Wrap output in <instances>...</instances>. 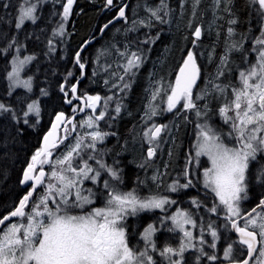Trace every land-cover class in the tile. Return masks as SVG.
<instances>
[{"label":"snow or ice","instance_id":"6c2138e0","mask_svg":"<svg viewBox=\"0 0 264 264\" xmlns=\"http://www.w3.org/2000/svg\"><path fill=\"white\" fill-rule=\"evenodd\" d=\"M74 0H67L63 6V18L67 20L71 13ZM261 9H264V0H258ZM108 6L113 5V0H106ZM8 5H4L7 7ZM36 5L32 4L26 8L21 7L20 15L17 18L16 28L19 29L24 21L31 20L35 23L37 17L34 15ZM155 15V13H153ZM125 16L124 9L119 11V17ZM235 23V21H231ZM105 28L108 25H104ZM63 29L61 28V32ZM232 29H229L231 34ZM194 36L198 39L201 31L197 28ZM262 38L256 40V44L264 46V32ZM145 40L144 43H148ZM11 46V45H10ZM257 62L250 65L246 71L239 73L240 85L232 88V98L228 99L225 95L224 106L219 109L225 122H231V127L236 133V145L229 147L225 145L218 134L207 124H197L199 132L197 133V144L195 145V157L207 156L211 167L204 171V187L209 189L218 198L219 204L225 211V219L231 223L232 229L238 234L240 245L247 247L249 258L256 252L257 236L260 237L259 243L262 245L259 256L264 258V222L257 223V219L252 216L256 209L247 216H241L239 201L247 198V179L250 161L256 159L257 153L264 151V47L257 50ZM32 57H26L24 60L13 61L14 67L8 74L11 81L10 88L23 86L31 90V80L20 81V67ZM139 57L136 53L131 54L128 60V68L136 67V60ZM223 62V61H222ZM76 63L80 68L84 64L80 63L79 53H77ZM222 74V73H220ZM71 75V73H69ZM199 76L195 57L190 51L187 58L183 61L175 78V84L171 87V94L167 96V110L171 111L181 104L184 109L196 108L193 101L192 89ZM221 94L225 89L216 86ZM64 91L63 87L61 88ZM72 96L67 99L68 104L73 100H81L85 107L95 111L96 105L101 100L100 96H76L77 88L71 86ZM46 94V93H45ZM65 97L69 96L68 91H64ZM201 97H197L200 99ZM29 113H35L38 117L40 109L36 102L27 105ZM83 109H81L82 111ZM0 111H11L4 104L0 103ZM76 108H73V112ZM120 108H116L118 113ZM232 115H228L229 113ZM155 114V113H153ZM200 115L199 111L196 113ZM104 113L101 112L96 119H103ZM13 118L15 115L13 114ZM64 113L55 116V122L51 130L43 138V147H41L31 157V162L23 172L22 184H28L27 193L19 200L17 206L6 214L0 215V264H156V261L148 253V247L151 246L153 252L158 251L155 244L151 241L152 233L155 231L152 225L144 231L143 239L147 242L144 251L136 252L129 247L124 226L121 221L129 213L135 214L138 210L161 209L167 203H175L167 198H158L149 196L139 198L134 193H120L112 189L108 193V199L105 207L95 208L90 212L74 214L75 208L83 209L85 204L92 203L89 198L91 190H86L88 195H84L81 190L83 180H91L96 183L100 177V171L94 170L87 161L82 166L74 165L73 160L80 156L81 140H77L74 145L68 147V150L57 157L53 162L51 160V149L58 147L62 142L57 136L58 126L65 121ZM38 122V121H37ZM70 122V121H69ZM27 124L28 120L25 119ZM88 127H93L91 118L87 121ZM161 132L160 127L150 128L144 133L149 138V143L155 140ZM107 133L94 131L91 133L92 143L87 147L95 149L96 141H103ZM148 155H154V149L149 148ZM83 159V157H81ZM88 159H93L88 156ZM100 168L105 169L113 178L118 179L117 173L102 161L97 159ZM50 165V172L44 171L43 165ZM39 168V171L37 169ZM94 172V175L89 173ZM261 177H264V169L261 170ZM47 176V180L45 179ZM155 179V178H154ZM192 181L180 187L187 188L191 186ZM40 185L45 186L44 194L38 200H30L33 193ZM105 188H109L108 181H104ZM172 191L175 186H170ZM243 193V196L241 195ZM196 203V201H193ZM257 207L264 209V199L260 200ZM27 209V211H26ZM218 206L213 205L210 209L212 213H217ZM233 217H240L245 220L243 226L233 221ZM13 218H17L13 220ZM175 229L183 233L178 247L165 246L159 250V254L165 257L168 264H183L184 252L188 248L195 247L192 243L193 233L185 229L186 224L196 227L191 217L182 211L171 217ZM264 220V218H262ZM175 229L170 228L169 231ZM213 242L208 246L215 249V241L218 239L217 231L212 230L211 223L208 225ZM204 229L201 227L199 243L205 244L203 239ZM186 238V239H185ZM201 256H207L209 261H216L215 254L205 253L203 247L199 249ZM233 246L229 244L223 251V259L228 264H249L248 259L242 261L233 258ZM177 257V259H172ZM257 264H264V259L258 260Z\"/></svg>","mask_w":264,"mask_h":264},{"label":"rangeland","instance_id":"374dc122","mask_svg":"<svg viewBox=\"0 0 264 264\" xmlns=\"http://www.w3.org/2000/svg\"><path fill=\"white\" fill-rule=\"evenodd\" d=\"M43 1L44 0H42V2ZM76 1L77 0H75L72 5L71 13L68 16L67 20L63 18V13H62V17H61L62 24L60 25L57 31L58 40L68 35L67 33L68 25L75 11V7L77 5L75 4ZM90 1L92 3L97 2L96 0H90ZM216 1L217 0H184L183 1L182 10H181L183 20L185 21L186 19H188V17L190 18V16L193 15L192 19L188 20L187 26L184 28L188 27V29L189 30L191 29L192 31L193 26H196L193 29L192 33H190V36L192 38V43H191V40L188 41L189 37H185L188 41V44L191 43V46L189 47V49H187L186 40L182 38V42L181 44H178L176 52L174 51V49H171L167 53L166 60H165V57L160 59L159 61L160 68L154 74H151L150 77H147L150 80L154 79L152 80L153 85L150 91V97L149 99L145 98L147 100L143 101L139 108H138L139 105L137 106V110L139 109L140 112H142V116L129 129H127V131H125L123 135H120L114 130H110V128H112L113 126V121H112L113 116L114 118L119 117V115L124 110L122 101L124 102V99L126 97L123 96V92L121 91H123L127 86H129L130 79L133 76L139 74L140 71L143 69V67H145L146 64L148 63V60L150 59L149 49L154 47L153 43H155L156 40L159 38V35H156L159 30L156 33L153 31H155V29L157 30L158 27H160V29L162 30L163 25L167 24L165 25V28H166L165 31H167L166 35H169L170 24H171L170 22H173V20L170 18L171 17L170 11L172 9L169 6L170 4L168 0H142V1L137 2L132 7L130 15L120 24V26L114 29L108 42L100 46L93 55L89 56L90 57L89 63H91V75H90L91 79L89 82L90 86L92 87V89L98 86H101L103 89H105V92L104 94H101L98 92H95V93H90L89 91L88 92H89V95L91 96H97V95L100 96L101 104L99 107L95 108L94 112L92 109H90L87 115L79 121L76 137L71 139L68 142V144H66L65 147L61 149L56 154V156H54V159H53V162H54L57 157H60L62 154H64L68 150V147L71 145H74L76 141L79 139L81 140V145H82L80 149V156L75 157V159L73 160V164L82 166L84 161H87V163L94 170L100 171V177L98 178L96 183H93L91 180H83V183L81 185V190L84 195L85 194L88 195V192L86 190H91V195L89 198L91 199L92 203L85 204L83 206V209H80V208L73 209L72 211L74 212V214H81L82 212L85 213V210H84L85 206H86V212H90L92 209H94V207H90L91 205H93L95 202H98V200L102 203L105 199V202L102 206L103 208L105 207L107 199L109 198V197L107 198L106 196L108 195L109 191H111L112 189H115L116 191L120 192L121 189H124L120 185V183L117 181L116 178H113L112 175H110L105 169L100 168V165L96 163L97 159H99L106 166L112 168L116 173L118 172L114 164H112L110 162L111 160L109 159V155H111L109 153L112 152L110 149L112 146V144L110 143V140L112 138H117L115 139V142L119 141V143L121 139L124 140V138L126 139L130 138L129 140H131L129 145H126V146L125 145L121 146L122 144L120 145V147L123 148V150H121L122 151L121 154L126 153L129 155H132L127 166H124L123 163H119L122 165L121 173L119 174L120 178L124 181L130 180L133 177V175L134 176L135 174L137 175V170L139 171L141 168V171L145 173L140 172L139 177L140 176L144 177V179L147 182L146 181L140 182L141 184L140 187L143 190V191L140 190V193L144 192V194H146L145 192L146 187H147V192L149 193L143 198H147L149 196H155L158 198H167L169 201L170 199L173 200L172 196L175 195L176 192H180L181 190L180 187L178 186L179 180L178 181L174 180L172 183H169V181H167V184L163 183L164 174L166 172V167L168 165V162L164 161L163 159L166 157L168 158L170 157V153L173 150V145H174V140H175V135H174L175 129L172 126L173 125L172 122H175L177 125H179L182 122L184 127L190 126L193 122H195V124H193L194 131L191 132L192 136L194 137V143L192 144L193 146L192 155L194 157H195V152H196L195 145L197 144V133L199 132V129L197 128V124L203 125L204 123H207L216 132V134L220 136L221 141L225 145L229 147L236 145V139H235L236 133L233 131L231 127V122L230 121L227 123L225 122L224 117L221 115L219 109L224 106L225 95L227 96L228 99H231L232 98V88L234 86L238 87L240 85L239 73L241 71H246L250 65H253L257 62V57H258L257 50L264 47L262 45L256 44V40L258 38H262L261 34L262 32H264V9L260 8L258 0H252L253 9L256 11V14L258 17V23L259 22H263V23H260L262 24V26L259 30H257L258 23L256 24V30L258 32H255V33H253V29L249 27L247 29V32L251 34L249 35V34H245L244 32L243 33L240 32V30H238L239 28L237 27L236 23H231V21H236V17L233 16V13L225 12L222 19L219 18V16L217 15V5L215 3ZM32 4L36 5V10L34 12V15L38 19L39 2L32 3V0H26L24 1L22 6L26 8ZM224 4L225 3L223 1L221 3V6H223ZM98 5L102 7L104 5V8H108L109 11L110 10L113 11L116 7L120 6L121 4L120 5L116 4L110 7L106 5V2H105L103 4L101 3ZM192 5H193V9L190 8ZM198 8H200V13L202 12L201 9L211 10L210 13L208 14L209 15L208 19L210 21L207 20L205 22L201 20L200 13L197 10ZM190 9L192 10V12L190 11ZM153 13H155V15H153ZM212 18L214 20H212ZM226 21L231 24L230 28L232 29V32L230 34L229 30L224 31L225 37L221 34L220 42L215 41L216 44L218 43L217 45L218 48L214 49L216 57L208 56V55L203 56V50H202L203 47H205L206 44L210 43L208 42V39H207L208 35L215 33L214 28L215 30H218L219 29L218 26L220 24L222 25L225 24ZM28 22H32V21L26 19L24 21V24L21 26V28ZM177 27H179V24ZM61 28L63 29L62 32H61ZM197 28H199L201 31V36L198 39L194 36V32ZM184 30H186L187 32L189 31L187 29H184ZM132 37L133 39H131ZM145 40H148L149 42L144 43ZM213 43L214 42H212L211 45H213ZM57 45L58 44L56 43V46ZM52 48L55 49V46ZM23 51H24V48L22 46L15 48V55H14V58L12 59L10 72H12L13 70L14 60L16 61V65H19L20 60H24L26 57H32L31 60L27 61L24 65L20 67V72H19L20 81L29 80V79L31 80V90L24 88L22 85L13 87L11 88V90L15 91V90L22 89L30 94H33L34 93L33 80L31 78L25 77V72L27 68L31 66L32 62L34 61V57L32 55L23 53ZM190 51L193 53L195 60L199 64V66L202 69L205 68V71H206V77L204 76L200 85L192 89L193 101L196 104V108H193L190 110L184 109L182 107V104H183V101H182L181 104L176 106V108L172 109L171 111H168L167 110V96L171 94L170 86H174L175 78L178 74L179 68L182 66L183 61L187 58V54ZM132 53H136L139 59L136 60V65H137L136 67L128 68V60L131 58ZM165 53L166 51H164V54ZM216 61L218 62L216 63ZM212 63H214L215 66H217L216 70L214 69L212 70V68H210V65ZM136 78L139 79V76H137ZM8 81L10 85L11 81L9 80V78H8ZM116 84L122 86L121 90L117 91V93H109V91L112 90L114 88V85ZM217 85H219L220 88L225 89L224 94L220 93V91L216 87ZM206 87L208 90H206V93L204 92L203 94L204 88ZM148 89H149V85L146 83L143 90L145 93H147ZM85 92H86V89H85ZM83 95L86 96V93ZM198 96L201 97L200 100H204V97H205L206 100H208L207 102L208 104L200 106L199 99H197ZM33 102H36V104L38 105L40 109L39 116L37 117L35 113H29L28 116L38 118L40 122L41 102L40 100H33L31 103ZM144 104L146 105L144 106ZM214 106H218L219 109L218 108L214 109ZM117 107L120 108V111L118 113L116 112ZM197 111H199L200 113L199 116L196 115ZM101 112L104 113V117L103 119L97 120L96 117ZM6 113H10V111L8 112L0 111V115L6 114ZM232 114L233 113L230 112L228 115H232ZM89 118H91L93 121V127L91 128L88 127V124H87V121L89 120ZM174 119L176 120L173 121ZM158 123L164 124V127H165L164 132L162 136H160V138L152 140L151 143H149V138L146 137L144 133L148 131L150 128H153L154 125L157 126ZM129 130L130 132H128ZM94 131H100L101 133H107L108 135L104 136L102 142L99 140L96 141L95 149H92V148L87 147V145L92 143L91 133ZM189 135L191 136V134H186V132H183L182 138L179 139L177 156H180L181 150H183L187 146ZM148 144L156 150L157 158L155 161H148L145 157V152L148 147L147 146ZM125 147L127 148L124 149ZM88 156H92L93 159L89 160ZM81 157H83V159H81ZM200 158H206L209 163V167H211V163L208 160L207 156H201L196 159L199 160ZM165 162L166 164H164L162 169L159 170L160 169L159 166H161V164ZM252 163H256L257 171L261 172V170L264 169V151L258 152L256 159L254 161H250L249 170L251 168ZM48 169L50 172L51 170L50 165L48 166ZM249 170H248V174H249ZM204 171L205 170H203L201 174L202 187H204V175H203ZM89 175L90 176L94 175V172L89 173ZM104 181H108L109 186H110L109 188H105ZM263 181H264V177H263ZM85 186H86V189H85ZM170 186H175L176 190L172 191ZM189 188L190 187H188L187 189ZM187 189L185 188L182 192L187 191ZM163 190H165L164 193H167L166 194L167 196H162ZM44 191H45V186L43 185L40 188V192L36 196L35 200H38L39 197L44 194ZM101 192L105 194L104 198L103 196H99ZM171 194L173 195L171 196ZM241 195L243 196V193ZM94 198L95 200H93ZM247 198L239 201V208H240L241 213L242 211L245 210V206H242V202L244 200L247 201ZM196 206L201 207L202 204L197 203ZM218 208L220 212L226 215L225 211L223 210V206L219 204V200H218ZM169 209L172 212L168 218L166 215L160 216L161 220H158V222L153 224V228L155 229V231L152 233L151 241L156 246V243H155L156 235L157 233H159V231L162 230V231L171 232V233L175 232L176 234L178 233L180 235L179 236V242H180L181 238L183 237V233H181L178 229H175V226L173 225L171 217L177 213L176 210L185 212L195 222L196 227L193 228L191 224L185 225V229L193 233L192 243L195 245V247L188 248L184 252L183 264L185 263V261L188 260V255H190V252H193V251H194L193 253L196 256L197 264H206L207 262L205 260H202L200 262L198 258L200 256L199 249L203 247L204 252L208 253V249L210 248L208 245L212 243L213 241L207 239L206 237V235L209 234L210 231L206 230L208 228V225H206L207 219L205 218L204 215H202L203 222L199 226L196 220L194 219V217L188 211H185L181 208L171 207V204L169 203L163 206V210L149 209V210H138V212L140 215L145 212H157L159 210V211H163L166 214V212ZM129 213L131 212L129 211ZM211 213L212 212L210 211V214ZM217 213H216V216H217ZM223 217L224 216H219L217 220L223 222L224 221ZM254 218L257 219L258 224L261 222H264V220H262V218H264V212L260 211L256 213ZM210 223L212 227L223 226V229H224L223 231H225V229L227 228L229 231L228 222L225 224L224 223L221 224L219 222L212 221ZM201 227H203L204 229L203 239L206 241V243L203 245L199 243ZM170 228L175 229L173 230L174 232L169 231ZM143 236H144V232H142L141 235H139V240L141 242H144L145 245L142 244L144 246L141 248H139L138 245L134 247L133 250H136V252H137V249H138V252L145 250V246L147 242L143 239ZM171 239L173 238L171 237ZM218 241H219L218 239L215 241L216 243L215 248L218 254L216 261L221 262V260H224L223 251L226 247L222 245V247H225V248H221V245H218ZM232 241L234 242L238 240L232 239ZM166 245H172V244L167 243ZM232 246H233V253H232L233 258H235L236 260H240V257L244 256V252L246 249L243 246H241L239 243H234ZM261 248H262V245H261ZM157 250L158 251L153 252L151 250V246L149 245L148 247L149 255H151L154 260L157 259V261L155 260L156 264H168L167 259L165 257H162L159 254L158 248ZM194 254L189 256V258L193 259L192 257H194ZM172 259H177V258L172 257ZM261 259H264V258H261L258 253V255L256 256V258L253 260L251 264H257V261Z\"/></svg>","mask_w":264,"mask_h":264},{"label":"trees","instance_id":"16d2710c","mask_svg":"<svg viewBox=\"0 0 264 264\" xmlns=\"http://www.w3.org/2000/svg\"><path fill=\"white\" fill-rule=\"evenodd\" d=\"M24 1L26 0H0V103H3L11 109L10 113L0 115V215L13 210L18 203V198L21 194L20 180L23 172L31 162V157L41 148L43 138L50 129L55 116L59 113H74L73 108L76 102L73 100V104H68L66 100L70 99L72 96L70 87L79 79L78 76H81V69L75 62V57L80 46L92 35L96 37L102 25L114 16V13L109 11L108 8H104V5L103 7H98V4L105 3V0H101L99 3H92L89 0H80L69 22L67 30L68 35L58 40L57 31L62 24L61 17L66 0H44L43 2L42 0H32V3L39 2L37 21L35 23L28 22L22 28L17 29V18ZM124 1L127 0H115V4H120ZM138 1L141 0H133L132 4ZM183 1L184 0H168L169 6L172 9L170 11V18L173 20V22H170L169 35H166L167 31H165V25L167 24L163 25L162 30L158 27L157 30L155 29V31H153L156 33L159 30L156 34L159 35V38L153 43L154 47L149 49L150 59L140 73L130 79L129 86L121 91L123 92V96L126 97L124 102L122 101L124 110L119 117L114 118L113 116V126L110 130H114L120 135H123L127 129L141 118L139 114L140 110H137V106L139 105V108L141 103L147 100L145 98L149 99L153 85L152 80H154H150L147 77H150L151 74H154L160 68V59L165 57L166 60L167 53L171 49H174L176 52L178 44L182 42V38L186 40L187 49L191 46L192 38L190 33H192L196 26H193L192 31L191 29L189 30L188 27L184 28L187 26L188 20L192 19L193 15H191L190 18L188 17L185 21L183 20L181 12ZM223 1L225 4L221 6ZM215 3L217 5V15L220 19H222L225 12L233 13V16L236 17L235 23L240 32L246 33L247 31H244L246 27L247 29L249 27L253 28L251 23H254L256 26V22L253 20L254 10L252 0H217ZM5 4L8 6L4 7ZM190 8L193 9V5ZM191 9L190 11L192 12ZM81 10L82 13L79 14ZM197 10L200 13V8ZM201 11V20L205 22L207 20L210 21L208 19V14L211 10L201 9ZM212 20L214 19L212 18ZM178 24L179 27H177ZM230 26L231 24L226 21L225 24H220L218 26V30L214 28V32L217 35L215 33L208 35L207 39L210 43L206 42L208 44L203 47V56L208 55L216 57L214 52V49L218 48V43L216 44V42H220L221 34L225 37L224 31L229 30ZM184 29L189 31L187 32ZM185 37H189L188 41L191 40V43L188 44ZM212 42H214L213 45H211ZM56 43L58 44L57 46ZM21 46L24 48L23 53L34 57V61L25 72V77L33 80V94L22 89L12 91L9 87L8 74L11 70L15 48ZM54 46L55 49L52 48ZM98 48L99 47L95 44L92 45L88 51H85L80 58L81 63L85 65L86 53H90L91 51L95 52ZM164 51H166L165 54ZM217 62L218 61H216V63ZM210 68L216 70L217 66L212 63ZM204 71L205 68L202 69L200 83L204 76L206 77V71L205 73ZM88 72L90 76L91 68L89 70L87 69V74ZM69 73H71V75H69ZM137 76H139V79L136 78ZM89 82L88 86L91 93L102 90L101 86H98L97 90L94 88L92 89ZM146 83L149 85L147 93L143 90ZM63 85L66 86L64 91L69 92L68 97H65L64 91L61 90ZM85 86L86 80L81 83L80 95L86 93ZM121 88L122 86L116 84L109 93H117ZM206 90H208L207 87L204 88L203 94L204 92L206 93ZM104 92L105 89L98 93L104 94ZM33 100H40L41 102L40 122L38 118L24 116V113L28 110L27 105ZM207 102L208 100H206L205 97L204 100L199 99L200 106L207 105ZM145 105L146 104H144V106ZM216 108H218V106H214V109ZM13 114L15 118H13ZM25 119L28 120L27 124L24 123ZM175 120L176 119L173 121ZM172 123L175 129V140L170 157L163 159L168 162L163 183L166 184L167 181L173 182V180H179L180 183L185 184L191 180L192 184L189 186V189H187L188 187L186 188L187 191H185V194L182 192L184 189L181 191V195L183 194L186 200V202L183 204L181 203V205L189 213L193 214L198 221H200L202 215H204L208 222L211 217L210 209L213 205L218 206V200L213 193L202 187L201 184L202 171L209 168L207 159L200 158L198 160L192 155L194 137L191 132L194 131L193 124H195V122L191 125L189 124L190 126L187 127H184L182 122L179 125L175 122ZM128 132H130V130ZM183 132L191 134V136L189 135L188 144L187 146L185 145L184 151H181L182 155L180 154V156H177L178 142L179 139L182 138ZM129 139L124 138V140L121 139L120 143L117 141L111 144L117 147L121 144V146H126L129 145L131 141ZM111 141H114V138ZM112 152L114 153L115 150H112ZM164 164H166V162L161 164V168ZM256 167V163H252L246 181L249 188L247 197L253 200L251 205H254L257 201V197L254 196L256 192L253 191V186L264 187L263 177L256 175ZM183 170L186 172L185 178L181 175ZM258 178L261 180L260 184L255 180ZM193 201H196V203H193ZM197 203H201L202 206L197 207ZM200 210H202V215L198 212ZM151 220V218H148L149 222ZM191 255L192 254L188 255L187 264H195L194 260L189 258Z\"/></svg>","mask_w":264,"mask_h":264},{"label":"flooded vegetation","instance_id":"af4514ba","mask_svg":"<svg viewBox=\"0 0 264 264\" xmlns=\"http://www.w3.org/2000/svg\"><path fill=\"white\" fill-rule=\"evenodd\" d=\"M75 1V0H74ZM86 1V0H85ZM90 1V0H89ZM97 1V2H96ZM95 2L96 3H99V1H101V0H96ZM133 1V0H132ZM132 1H131V5H130V7H129V10H128V16L130 15V13H131V9H132V7L137 3H133L132 4ZM142 1V0H141ZM80 2V0H77L76 1V3L75 4H77L78 5V3ZM105 2H106V0H105ZM139 2V1H138ZM126 3V1H124V2H122V3H120V4H117V5H120V6H118V7H116L113 11H112V13H114V16H112V18L111 19H113L117 14H118V12H119V10L121 9V7L124 5ZM99 4H101V3H99ZM77 5H76V7H77ZM114 5H116L115 4V0H114ZM113 5V6H114ZM75 7V8H76ZM98 7H102V6H99L98 5ZM254 10V9H253ZM111 11V10H110ZM82 13V10L81 11H79V14H81ZM253 20H254V22H256V24L258 23V17H257V14H256V11L254 10V13H253ZM111 19H109L108 21H110ZM107 21V22H108ZM106 22V23H107ZM123 21H121V22H119L118 24H115L114 26H112L108 31H107V33H105L104 35H103V37L101 38V39H99L97 42H96V45H97V47H100V46H102L103 44H106L107 42H108V40H109V38H110V36H111V34H112V32L114 31V29L116 28V27H118V26H120V24L122 23ZM260 23H263V22H259L258 24H257V30H259L260 28H261V26H262V24H260ZM105 24V23H104ZM251 26L253 27L252 29H253V33H255V32H258L257 30H256V26L254 25V23L252 24L251 23ZM254 26H255V28H254ZM245 31H247V27H246V30ZM245 34H249L248 32H246ZM99 35V34H98ZM98 35H96V36H98ZM249 35H251V34H249ZM92 37H95V35H92L91 37H89V39L90 38H92ZM131 39H133V37L131 38ZM107 41V42H106ZM89 50V49H88ZM88 50H86V51H88ZM95 52H88V53H86V58H85V65H86V67H87V69L89 70L90 68H91V63H89V60H90V55H93ZM81 75V74H80ZM201 76H202V73H201ZM78 78H80V76H78ZM77 78V79H78ZM90 76H89V72H88V77L86 78V96H89V92L91 93V90L89 89V86H88V82L90 81ZM80 89H81V85H80ZM94 89H98V87H96V88H94ZM102 90H103V88H101ZM102 90H97L98 92H102ZM87 91H89V92H87ZM82 97H84L83 95H82ZM75 102H76V105H75V108H76V111L74 112V113H72V114H66V115H68L69 117H71L73 114H75L76 112H78L80 109H81V103L79 102V101H77V100H74ZM101 101V100H100ZM101 103V102H100ZM72 104H73V102H72ZM100 106V105H99ZM98 106V107H99ZM97 108V107H96ZM90 111V108H87V111H86V114L84 115V116H82V117H79L77 120H76V122H75V124H74V130H75V132H74V134H73V127L72 126H69L68 128H67V132H66V134H67V136H68V139H67V141L64 143V144H62L60 147H58L57 149H55L53 152H52V158H51V160L53 161V159H54V156H56V154L61 150V149H63L64 147H65V145L66 144H68V142L71 140V139H73L74 137H76V135H77V129H78V124H79V121L83 118V117H85L86 115H87V113ZM139 114L142 116V112H139ZM160 124H163V123H158V125H160ZM157 125V126H158ZM164 125V124H163ZM158 138H160V136L159 137H157L156 139H158ZM113 139V138H112ZM111 139V140H112ZM115 139L116 138H114V141H111L110 140V143H116L115 142ZM41 146H42V144H41ZM148 147H147V149H146V152H145V157H146V159L148 160V161H155L156 160V158H157V153L155 154V157L152 159V160H150L149 158H148V150H149V148H152V146H150L149 144L147 145ZM127 147H125L124 149H126ZM111 151L112 150H115V152L113 153V152H111V153H109V154H111V155H109V159L111 160L110 162L112 163V164H114V166L116 167V170L118 171L117 172V175H118V179H117V181L120 183V185L124 188V189H121L120 190V193H129V192H132V193H134L136 196H138L139 198H143L144 196H146L147 194H149L148 192H147V187L145 188V192H146V194H144V192H142V193H140V190H142V188L140 187L141 186V184H140V182L141 181H146L145 179H144V177H142V176H140L139 177V173L140 172H142V173H145V172H143V171H141V168H140V170L138 171L137 170V175L135 174V176L133 175V177L130 179V180H127V181H124V180H122L121 178H120V176H119V174L121 173V169H122V165L121 164H119V163H123V165L124 166H127L128 165V162H129V160L131 159V156L132 155H129V154H121V150H123V148H121L120 146L119 147H117V146H115L114 144L111 146ZM109 149V150H110ZM152 149H154V148H152ZM154 151L156 152V150L154 149ZM182 151V150H181ZM184 151V150H183ZM104 152H105V150H104ZM182 155V154H181ZM48 166H49V164H45V165H43V168H44V170H46L47 172H49V169H48ZM257 166V165H256ZM159 170H161L162 168H161V166H159ZM37 171H39V168H38V170ZM184 170L181 172V175H182V177L183 178H185L186 177V172H185V174H184ZM260 174V172L259 171H256V175H259ZM135 178H136V180H135ZM140 178V179H139ZM22 179H23V175H22V178H21V180H20V188H21V194H20V196H19V198H18V203H19V200L27 193V191L28 190H30L29 189V186L28 187H23L22 186V183H21V181H22ZM47 179V178H46ZM142 179V180H141ZM256 180V182H258L259 184H260V179L258 178V179H255ZM174 181V180H173ZM147 182V181H146ZM169 183H172V182H170L169 181ZM178 186L180 187V185H183L182 183H180L179 181H178ZM255 183V182H254ZM167 184V183H166ZM43 186V185H42ZM42 186H40V188L42 187ZM40 188H39V190L34 194V196H33V200H35V198H36V196L39 194V192H40ZM85 189H86V186H85ZM180 192H176L175 193V195H173V194H171V196H172V198H173V200L175 201V203H169V204H171V207H175V208H181V209H183V210H185V211H187L185 208H183L182 207V205H181V203L183 204L184 202H186V200H185V198H184V196H183V194L181 195V191L183 190V189H185V188H183V187H180ZM143 191V190H142ZM164 191L165 190H163V195L162 196H167L166 194L167 193H164ZM253 191H255L256 192V194L254 193V196H256L257 197V201H256V203L254 204V205H251V203H252V199L250 198V197H248L247 198V201L246 200H244L243 202H242V206H245V210L244 211H242V213H241V216H246L250 211H252V209H254V208H256L257 207V205L259 204V202H260V200H262V199H264V187H261V186H253ZM247 193L249 194V188L247 187ZM184 194H185V192H184ZM86 195V194H85ZM99 196H103V198L105 197V194L104 193H100V195ZM107 196V198H108V195H106ZM93 200H95V198L93 199ZM172 199H170V201H173ZM104 202H105V199H104V201L101 203L99 200H98V202H95L93 205H91L90 207H94V209L95 208H102V206H103V204H104ZM18 203L16 204V206L18 205ZM96 204H98V205H96ZM85 213H86V206H85ZM26 211H27V209H26ZM176 211H178V210H176ZM260 211H263L264 212V209H261V210H259L258 212H260ZM171 212L172 211H170V209L166 212V214L163 212V211H157V212H145V213H142V214H140L139 215V212L137 211V213H135V214H131V213H128L126 216H125V218L121 221V223H122V225L124 226V229H125V233H126V239H127V242H128V245H129V247L130 248H134V247H136L137 245H138V247L139 248H141V247H143L144 245H145V243L144 242H141L140 240H139V235H141V233L142 232H144V229L147 227L148 228V226L149 225H152L153 226V224H155L156 222H158V220H161L160 219V216H167V218L170 216V214H171ZM199 213H201V215H202V210H200V211H198ZM217 216H216V213H211V217L209 218V221L207 222L206 221V225H209L210 224V222H212V221H216V222H219V223H221V224H225V223H227L228 222V224H229V231H228V228L227 229H225V231H223L224 229H223V226H216V227H212V230H215V231H217V234H218V245H221V248H225V247H227L229 244H231V245H233L234 244V242L232 241V239H236V240H238L239 238L236 236V235H234V233H233V229H232V227H231V223H229V221L228 220H226L225 219V215L222 213V212H220L219 210H217ZM258 212H256V213H258ZM256 213H254L252 216L253 217H255V215H256ZM191 214V213H190ZM213 214H214V216H213ZM193 217H194V219L196 220V222H197V224L200 226L201 224H202V222H203V218L201 217V219H200V221H198L196 218H195V216L193 215V214H191ZM219 216H224L223 217V222H221V221H218L217 220V218L219 217ZM148 218H151L152 220L149 222L148 221ZM233 219V221L234 222H237L239 225H241V226H243L244 225V223H245V220L244 219H242V218H240V217H235V218H232ZM169 220V219H168ZM208 223V224H207ZM140 226H141V229H140ZM206 230H209L208 228L206 229ZM210 231V230H209ZM174 232V231H173ZM207 234V233H206ZM179 234L177 233H171V232H166V231H159V233H157V235H156V238H155V243H156V246H157V248L159 249V250H161V249H163L165 246H166V244L167 243H170V244H172V245H167V246H171V247H173V248H176V247H178L179 246ZM171 237L173 238V239H171ZM206 237H207V239H209V240H211V241H213V238H212V236H211V234L209 233V234H207L206 235ZM259 239H260V237H259ZM142 244H144V245H142ZM178 244V245H177ZM222 245L223 246H225V247H222ZM241 246H243L246 250H245V252H244V256H241L240 257V260L239 261H242V260H244L245 258H246V256H247V247L246 246H244V245H241ZM136 251V250H135ZM137 252H138V249H137ZM190 252V251H189ZM194 252V251H193ZM193 252H190V254H194ZM208 254L209 255H211V254H215L216 256H218V254H217V250H216V248L215 249H213V248H209L208 249ZM177 258V257H176ZM193 258V260H194V263L195 264H197V262H196V256H195V254H194V257H192ZM199 258V260H200V262L202 261V260H205L207 263L206 264H227L228 262L227 261H225V260H221V262H219V261H209L208 260V258H207V256H199L198 257ZM197 258V259H198ZM162 259V258H161ZM156 261H157V259H155ZM159 260V259H158ZM188 261V260H187ZM187 261H185V263L184 264H187ZM199 262V261H198Z\"/></svg>","mask_w":264,"mask_h":264},{"label":"water","instance_id":"95a60500","mask_svg":"<svg viewBox=\"0 0 264 264\" xmlns=\"http://www.w3.org/2000/svg\"><path fill=\"white\" fill-rule=\"evenodd\" d=\"M131 1L132 0H127L126 1V3L121 7V8H123L124 9V12H125V16L123 17V18H121V17H119V12H118V14L113 18V19H111L110 21H108L107 23H105V24H103L102 25V27H101V29H100V32H99V35L98 36H96V37H92V38H90V39H87L81 46H80V48H79V50H78V52L77 53H79V59L81 58V56H82V54L86 51V50H88L92 45H94V44H96V42L99 40V39H101L102 37H103V35L112 27V26H114L115 24H118L119 22H121L122 20H124L127 16H128V10H129V7H130V5H131ZM113 5H114V0H113ZM112 5V6H113ZM120 11V10H119ZM108 25V27L107 28H105L104 27V25ZM76 59H77V54H76V57H75V62H76ZM80 63H81V60H80ZM77 64V63H76ZM196 64H197V67L199 68V76H198V78H197V80H196V83H195V85L193 86V88L196 86V85H198L199 84V82H200V79H201V68H200V66L198 65V63L196 62ZM79 67H80V65L79 64H77ZM81 69V68H80ZM86 78H87V67L86 66H84V68L83 69H81V76H80V78L75 82V86H76V88H77V92H76V96H79V97H82V96H80L79 95V92H80V85H81V83L83 82V81H85L86 80ZM63 88H65V86H63ZM77 101H79L80 103H81V109H83L82 111H81V109L78 111V112H76L75 114H73L71 117H67V115L66 114H64V116H65V121L64 122H62L59 126H58V130H57V136L60 138V140L62 141V142H60L59 144H58V147H60L62 144H64L66 141H67V139H68V136H67V134H66V132H67V128L69 127V126H72L73 127V134H74V132H75V130H74V124H75V122H76V120L79 118V117H81V116H83V115H85L86 114V111H87V107H85L84 106V104L81 102V100H77ZM100 102L101 101H99L98 102V104L96 105V107H98L99 105H100ZM70 121V122H69ZM55 122V119L53 120V122H52V124ZM52 124H51V126H50V129L47 131V133L51 130V127H52ZM157 127H160L161 128V132H160V134H159V136H161L162 134H163V131H164V125L163 124H160V125H158ZM46 133V134H47ZM45 134V135H46ZM158 136V137H159ZM41 147H43V142H42V146ZM58 147H56V148H53V149H51V152H53L55 149H57ZM155 154H156V152L154 151V155H152L151 157L148 155V158L150 159V160H152L154 157H155ZM52 158V157H51ZM38 170V169H37ZM46 173H48L46 170H44ZM46 178H47V176H46ZM45 178V179H46ZM32 182H29L28 184H22V186L23 187H28L30 184H31ZM40 186H42V185H40ZM40 186H38L37 188H36V191L33 193V196H34V194L39 190V188H40ZM32 200H33V197L31 198V200H30V204H31V202H32ZM256 209V211L254 212V213H256V212H258L259 210H261V208H259V207H256L255 208ZM250 212H252V211H250ZM249 212V213H250ZM254 213H252V215L254 214ZM247 216V215H246ZM15 219H17V218H13V220H15ZM233 233H234V235H236L237 237H238V234L233 230ZM239 238V237H238ZM257 241H258V243L256 244V252L253 254V256L251 257V258H249L248 257V255L246 256V258L245 259H248V261H249V264L251 263V261L254 259V257L256 256V254H257V251H258V249H259V247H260V243H259V236H257ZM245 246V245H244ZM228 264V263H227Z\"/></svg>","mask_w":264,"mask_h":264}]
</instances>
